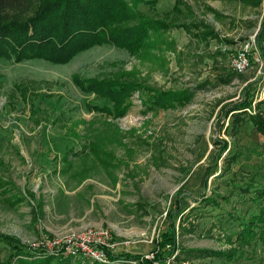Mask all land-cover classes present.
<instances>
[{"label":"rangeland","instance_id":"obj_1","mask_svg":"<svg viewBox=\"0 0 264 264\" xmlns=\"http://www.w3.org/2000/svg\"><path fill=\"white\" fill-rule=\"evenodd\" d=\"M136 9L168 25L137 49L101 43L60 64L0 56V264L11 245L27 251L24 258L55 256L43 241L84 227L105 230L112 254L149 259L177 200L174 246L154 264H264V235L245 246L224 238L264 205L252 199L264 187V136L249 118L264 120L256 47L264 42V0H156L153 11L143 2ZM239 51L249 64L236 72L230 61ZM75 77L186 95L150 106L136 89L115 116L112 100L83 91ZM242 101L249 105L233 109ZM187 248L233 256L182 254Z\"/></svg>","mask_w":264,"mask_h":264},{"label":"trees","instance_id":"obj_2","mask_svg":"<svg viewBox=\"0 0 264 264\" xmlns=\"http://www.w3.org/2000/svg\"><path fill=\"white\" fill-rule=\"evenodd\" d=\"M139 2H143L148 9L152 10L156 0H0V56L12 58L14 62L28 58H42L51 63L60 64L68 61L75 53L101 43L125 47L128 50L137 49L150 32L157 36L159 31L168 26L165 20L149 19L144 13L138 11L136 6ZM175 6L176 1L172 10ZM262 26L259 38L264 34V23ZM257 45L256 47L263 55L264 68V42L258 41ZM73 80L83 91L93 92L112 100L116 104L113 107L115 116L123 112V107H118L117 103L136 89L144 90L148 94L147 102L150 106L179 103L184 100L185 94L184 91L152 90L134 82L116 79L75 77ZM248 105L242 101L232 104V107L241 109ZM99 109L106 111L103 107ZM249 118L256 131L264 136V120L257 114L250 115ZM250 186L251 184L245 185L241 191H247ZM252 192L254 193L252 199L264 198V187L255 188ZM176 202L174 209L169 210L165 221L169 231L161 232L158 240L152 239L151 258L148 259L140 254H112L111 252H107V258L109 260L136 258L139 264L163 261L165 247L174 246L173 217L171 216L179 209L180 200ZM203 202L208 203L205 200ZM192 208L190 207L188 212H191ZM263 235L264 205H260L255 215H251L246 221L241 220L237 230L224 235V238L229 241L233 236L239 246H245L254 236L259 239L263 238ZM10 248H12V254L7 257L6 263L2 264H10L12 255L16 257L15 264H50L51 261L53 264H81L79 259L62 258L60 254L44 255V252L42 253L44 256L40 258H24L23 254H29L27 251L12 245ZM181 252L182 254L190 253L196 257L222 256L226 260L233 256L229 250L187 248Z\"/></svg>","mask_w":264,"mask_h":264},{"label":"built area","instance_id":"obj_3","mask_svg":"<svg viewBox=\"0 0 264 264\" xmlns=\"http://www.w3.org/2000/svg\"><path fill=\"white\" fill-rule=\"evenodd\" d=\"M246 51L237 52L230 61L232 69L240 72L248 66ZM43 247L48 251L58 252L61 257L79 259L81 263H108L107 252H112V243L106 241V231L101 227L81 228L64 236L62 239L52 238L43 241ZM133 263V261H130Z\"/></svg>","mask_w":264,"mask_h":264}]
</instances>
